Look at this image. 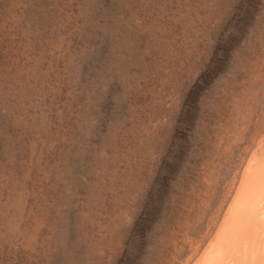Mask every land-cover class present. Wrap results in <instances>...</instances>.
Listing matches in <instances>:
<instances>
[{
    "label": "rangeland",
    "instance_id": "rangeland-1",
    "mask_svg": "<svg viewBox=\"0 0 264 264\" xmlns=\"http://www.w3.org/2000/svg\"><path fill=\"white\" fill-rule=\"evenodd\" d=\"M250 113L264 0H0V264H164Z\"/></svg>",
    "mask_w": 264,
    "mask_h": 264
},
{
    "label": "bare ground",
    "instance_id": "bare-ground-1",
    "mask_svg": "<svg viewBox=\"0 0 264 264\" xmlns=\"http://www.w3.org/2000/svg\"><path fill=\"white\" fill-rule=\"evenodd\" d=\"M259 117L250 113L237 140L229 135L219 144L214 160L222 163L232 154L226 173L212 186L205 179L164 264H264V120Z\"/></svg>",
    "mask_w": 264,
    "mask_h": 264
}]
</instances>
